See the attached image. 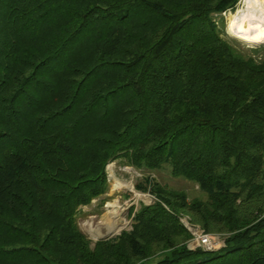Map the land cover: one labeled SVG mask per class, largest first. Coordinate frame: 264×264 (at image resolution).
<instances>
[{
    "label": "trees",
    "instance_id": "1",
    "mask_svg": "<svg viewBox=\"0 0 264 264\" xmlns=\"http://www.w3.org/2000/svg\"><path fill=\"white\" fill-rule=\"evenodd\" d=\"M236 2L0 0V264H264V44L214 21ZM117 158L206 198L146 176L91 243L75 215ZM179 215L224 245L189 249Z\"/></svg>",
    "mask_w": 264,
    "mask_h": 264
},
{
    "label": "rangeland",
    "instance_id": "2",
    "mask_svg": "<svg viewBox=\"0 0 264 264\" xmlns=\"http://www.w3.org/2000/svg\"><path fill=\"white\" fill-rule=\"evenodd\" d=\"M241 5V2L240 4H237L236 2L233 9H228L227 13H234L238 8L241 7ZM227 13L214 16L215 23L222 30L221 36L229 39L238 49L247 53L251 50L258 49L261 45L264 44V42L251 43L234 38L227 29ZM260 53L262 52L260 51ZM163 166L164 167L157 170H141L129 165L123 158H117L108 163L106 166V175L108 181L106 192L96 198H93L88 204L80 206L75 215V225H77L78 229L86 237V239L88 238L91 243L96 241L95 238L91 237L85 232V229L83 227L84 222L92 221L95 224V222L103 218L106 211L109 209L105 206L106 203L111 202L115 199L118 204L116 210L119 211V215L125 221V225L110 237H114L121 231L131 228L133 214L130 213L129 208L131 206H134L136 209L139 206V203L142 202L148 204L153 200V196L149 192L137 191L134 187L137 182L144 183L143 178H145L146 176L154 179L156 182L163 186H166L167 188L176 189L179 191L183 190L188 198H206V194L198 190L195 183L185 180L181 177H173L169 172V165L165 164ZM114 179L118 180L123 185L120 187H114L112 183ZM128 183L130 184V189L127 187ZM137 193L145 195V197H138ZM78 225L80 226V228ZM101 231H104L102 227Z\"/></svg>",
    "mask_w": 264,
    "mask_h": 264
},
{
    "label": "bare ground",
    "instance_id": "3",
    "mask_svg": "<svg viewBox=\"0 0 264 264\" xmlns=\"http://www.w3.org/2000/svg\"><path fill=\"white\" fill-rule=\"evenodd\" d=\"M241 4V7L234 13H227L228 31L234 38L242 41L251 43L264 42V0H243ZM112 183L114 187L123 185L116 179H114ZM127 187L129 189L131 188L129 183ZM137 196L145 197V195L138 193ZM105 206L109 209L106 211L103 218L99 219L95 224L92 221H85L83 224L85 232L93 238L112 235L125 225V221L120 217L119 211L116 210L118 207L116 199L107 202ZM101 227L104 231H101Z\"/></svg>",
    "mask_w": 264,
    "mask_h": 264
},
{
    "label": "built area",
    "instance_id": "4",
    "mask_svg": "<svg viewBox=\"0 0 264 264\" xmlns=\"http://www.w3.org/2000/svg\"><path fill=\"white\" fill-rule=\"evenodd\" d=\"M240 2L242 3L243 0H237V4H240ZM227 10L222 11L220 15L227 13ZM178 221L190 234V238L186 243L189 249L200 248L204 251H211L224 245L225 237L222 234L204 232L199 225L192 223L187 215H179Z\"/></svg>",
    "mask_w": 264,
    "mask_h": 264
},
{
    "label": "water",
    "instance_id": "5",
    "mask_svg": "<svg viewBox=\"0 0 264 264\" xmlns=\"http://www.w3.org/2000/svg\"><path fill=\"white\" fill-rule=\"evenodd\" d=\"M110 236H112V235H104V236H101V237H97V238H95V240L105 239V238H108V237H110Z\"/></svg>",
    "mask_w": 264,
    "mask_h": 264
}]
</instances>
